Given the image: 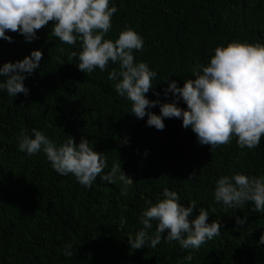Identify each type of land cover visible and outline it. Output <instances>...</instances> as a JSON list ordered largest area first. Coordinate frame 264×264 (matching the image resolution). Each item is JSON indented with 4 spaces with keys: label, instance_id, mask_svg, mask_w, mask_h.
Returning a JSON list of instances; mask_svg holds the SVG:
<instances>
[{
    "label": "trees",
    "instance_id": "16d2710c",
    "mask_svg": "<svg viewBox=\"0 0 264 264\" xmlns=\"http://www.w3.org/2000/svg\"><path fill=\"white\" fill-rule=\"evenodd\" d=\"M117 12L106 39L115 40L126 27L144 40L134 60L157 73L152 100L171 102L163 90L192 78L193 69L207 65L212 50L232 41L264 44V0H110ZM52 21L26 42L6 31L12 42L0 39V65L39 49V68L24 80L27 95L0 92V264H264V212L251 202L226 208L213 198L215 181L243 172L264 175V136L258 148L240 149L233 140L210 149L178 118L164 119V129L146 125L147 116L129 113L131 102L115 91L108 72L119 68L81 72L79 51L52 36ZM63 49V51H61ZM177 106L185 108L182 100ZM151 112L159 114V107ZM43 132L58 145L71 136H83L102 153L106 167L90 187L69 175H59L43 152L28 156L18 150V137ZM127 140V143L124 141ZM132 182L125 185L101 179L113 165ZM192 176L189 178V176ZM168 188L187 206L195 201L208 210L207 222L219 219V236L198 249L182 250L177 241L163 239L156 248L131 249L128 237L143 226L140 214ZM245 219L237 225L235 217ZM154 230V229H153ZM153 230H149V234ZM71 245L73 255L63 254Z\"/></svg>",
    "mask_w": 264,
    "mask_h": 264
},
{
    "label": "clouds",
    "instance_id": "9594fccd",
    "mask_svg": "<svg viewBox=\"0 0 264 264\" xmlns=\"http://www.w3.org/2000/svg\"><path fill=\"white\" fill-rule=\"evenodd\" d=\"M116 12L117 7L110 0H0V39L12 42V37L6 35L10 31L31 42L37 30L52 21V36L69 46L79 43L80 50L71 56L78 59L76 67L81 72L91 73L96 68L104 71L109 64L119 65L118 70L108 72V79L116 82V93L131 102L129 113L137 119L147 116V126L162 131L164 119L178 118L183 128L195 134L198 144L210 149L228 144L233 138L240 149L258 148L264 136V44L232 41L216 46L207 65L193 69L192 78L183 80L182 86L178 87L174 80L167 83L163 95L167 99L171 93L172 100L161 102L145 95L150 90L154 96L160 95L153 85L157 73L147 63L134 60V51L143 50L142 36L126 27L114 41L105 38ZM41 59L42 52L36 49L20 60L0 65V92L14 98L17 94L27 95L29 89L24 80L39 68ZM178 100L186 107L177 106ZM157 106L159 114L150 111ZM67 137L58 145L33 129L31 136L22 133L18 137L17 147L28 156L43 152L57 174H71L80 185L90 187L106 167V161L83 136L78 142ZM117 178L125 185L132 182L121 164L113 165L101 176L108 182ZM213 198L226 208L237 209L251 202L257 213L264 212V175H222L215 181ZM179 201L177 192L164 188L162 198L149 202L140 214L143 227L134 238H127L130 248L154 249L163 239L177 241L182 250L198 249L220 235L222 223L219 219L208 223L207 209L199 208L193 218L196 202L185 206ZM235 222L244 225L245 219L236 216ZM149 230H153L151 234ZM258 243L264 244V235ZM62 251L65 256L73 255L70 244ZM183 260L191 264L192 256L185 255Z\"/></svg>",
    "mask_w": 264,
    "mask_h": 264
}]
</instances>
